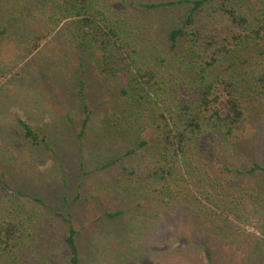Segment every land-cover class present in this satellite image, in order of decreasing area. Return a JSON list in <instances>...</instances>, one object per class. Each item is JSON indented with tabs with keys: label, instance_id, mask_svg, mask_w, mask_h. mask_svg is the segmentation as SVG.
<instances>
[{
	"label": "trees",
	"instance_id": "trees-1",
	"mask_svg": "<svg viewBox=\"0 0 264 264\" xmlns=\"http://www.w3.org/2000/svg\"><path fill=\"white\" fill-rule=\"evenodd\" d=\"M240 2L133 1L139 13L152 14L141 18L110 0H0V87L22 74L12 73L16 65L26 70L22 62L27 58L44 61L43 80L53 74L64 82L73 71L80 94L86 75L115 84L118 109L107 115L108 131L127 129L132 144L102 168L119 167V179L132 182L135 195L164 204L171 220L179 222L176 211H184L193 222L196 217L203 226L214 225L210 234L227 233L234 218L259 214L255 251L264 264V209L259 208L264 200L256 193L257 185L248 186L249 176L264 174V165L255 161L242 172L232 161L234 140L248 120L245 96L264 95V7L249 10ZM217 13L224 30L208 33L201 19ZM154 28V35L164 36V41L145 38ZM6 51L9 59L2 56ZM7 59L15 62L13 68L7 67ZM252 62L255 67L246 70L248 85H243L239 66ZM87 108L80 138L93 112ZM16 128L30 145L47 144L28 121L18 118ZM0 174V264H30L38 244L45 242V230L54 224L21 214L17 204L7 208V200L19 191L1 167ZM248 193L256 196L251 204L245 202ZM32 199L47 205L42 198ZM126 213L107 211L102 218L111 222ZM63 216L67 264H81L77 230L71 216ZM127 228H116L112 235L120 238ZM203 246L214 264L207 242ZM183 254L175 252L173 258L188 261L190 256Z\"/></svg>",
	"mask_w": 264,
	"mask_h": 264
},
{
	"label": "rangeland",
	"instance_id": "rangeland-1",
	"mask_svg": "<svg viewBox=\"0 0 264 264\" xmlns=\"http://www.w3.org/2000/svg\"><path fill=\"white\" fill-rule=\"evenodd\" d=\"M110 1L116 8H126L128 13L141 18L152 16L150 12L139 13V7L131 5L137 0ZM240 3L249 10L264 7V0H241ZM212 16L202 17L205 30L208 33L224 30L225 23L220 22L223 17L218 13ZM155 30H151V35L146 32L145 38L164 41V36L157 32L154 35ZM2 56L9 59L11 55ZM8 59L7 67L13 68L15 62L10 63ZM43 62L40 58H27L22 62L26 70L16 65L12 73L22 74L11 83L5 80L0 87V167L5 169L11 187L19 191L11 200L6 198L7 208L17 204L21 214H32L37 222L44 217L42 223L54 224L50 231L45 230L48 232L45 242L38 244L39 252L30 258V264L68 263L64 246L67 222L63 215L71 216L77 230L81 264H211L204 250L205 242L212 251L214 264H261L262 256L255 251V241L261 235L255 225L259 214L234 218L226 228L227 233L220 230L210 234L214 225L203 226L196 217L193 222L185 217L184 211H176L179 222L171 220L172 212L164 204L154 201L152 204L147 198L135 195L132 182L119 179V167L102 168L108 159L132 144L127 129L123 133L116 129L108 131L107 115L118 109L115 84L100 83L86 75L85 89L80 94L81 87L74 80L73 71H69L64 82L53 78V74L43 80L40 75ZM254 67V62L239 66L238 76L243 85H248L246 70ZM245 97L249 103L248 120L234 140L232 154L234 167L242 172L255 161L264 165V95L247 92ZM87 107L93 112L80 138ZM18 118L28 121L46 137L47 144L34 147L19 136ZM249 182L250 188L258 186L256 193L264 200V174L249 176ZM249 193L245 202L251 204L250 198L256 196ZM33 196L42 198L48 206L33 200ZM259 208L264 209V205ZM119 209L127 212L123 219L109 222L102 218L107 211ZM50 216L54 220L50 221ZM147 217L150 222L143 225ZM123 225L128 228L120 230L121 237L115 239L112 233ZM178 251L190 259L176 262L181 259L173 258Z\"/></svg>",
	"mask_w": 264,
	"mask_h": 264
}]
</instances>
